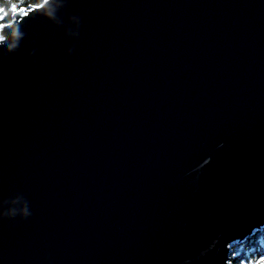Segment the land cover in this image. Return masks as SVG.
I'll use <instances>...</instances> for the list:
<instances>
[{
    "label": "water",
    "instance_id": "95a60500",
    "mask_svg": "<svg viewBox=\"0 0 264 264\" xmlns=\"http://www.w3.org/2000/svg\"><path fill=\"white\" fill-rule=\"evenodd\" d=\"M0 34V264H226L264 228V0H49Z\"/></svg>",
    "mask_w": 264,
    "mask_h": 264
},
{
    "label": "snow or ice",
    "instance_id": "6c2138e0",
    "mask_svg": "<svg viewBox=\"0 0 264 264\" xmlns=\"http://www.w3.org/2000/svg\"><path fill=\"white\" fill-rule=\"evenodd\" d=\"M49 0H42V3H32L29 6L27 0H0V32L3 31L5 27L4 21H8L10 16H15L16 19L10 21V23H18L24 17H31L33 13L38 12ZM61 3L64 5L65 0H61ZM7 40V37L3 34H0V45L4 44ZM227 248L231 249V244L226 245ZM235 256V253L232 254ZM226 264H232V261H227ZM240 264H264V255H261L258 260L255 261H240Z\"/></svg>",
    "mask_w": 264,
    "mask_h": 264
},
{
    "label": "trees",
    "instance_id": "16d2710c",
    "mask_svg": "<svg viewBox=\"0 0 264 264\" xmlns=\"http://www.w3.org/2000/svg\"><path fill=\"white\" fill-rule=\"evenodd\" d=\"M27 2L31 6L32 3H42V0H27ZM12 20L13 16H10L9 20L4 23H10ZM232 248L230 259L232 264H240V261L258 260L261 255H264V228L256 231L244 242L233 244ZM233 252L235 256L232 255Z\"/></svg>",
    "mask_w": 264,
    "mask_h": 264
},
{
    "label": "clouds",
    "instance_id": "9594fccd",
    "mask_svg": "<svg viewBox=\"0 0 264 264\" xmlns=\"http://www.w3.org/2000/svg\"><path fill=\"white\" fill-rule=\"evenodd\" d=\"M12 46H9V48H11Z\"/></svg>",
    "mask_w": 264,
    "mask_h": 264
},
{
    "label": "rangeland",
    "instance_id": "374dc122",
    "mask_svg": "<svg viewBox=\"0 0 264 264\" xmlns=\"http://www.w3.org/2000/svg\"><path fill=\"white\" fill-rule=\"evenodd\" d=\"M233 246V245H232ZM233 249V248H232Z\"/></svg>",
    "mask_w": 264,
    "mask_h": 264
}]
</instances>
